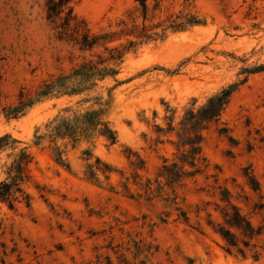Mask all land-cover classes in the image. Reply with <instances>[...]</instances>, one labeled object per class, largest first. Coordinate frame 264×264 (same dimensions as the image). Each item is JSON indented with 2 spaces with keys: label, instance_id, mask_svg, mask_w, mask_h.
Wrapping results in <instances>:
<instances>
[{
  "label": "rangeland",
  "instance_id": "374dc122",
  "mask_svg": "<svg viewBox=\"0 0 264 264\" xmlns=\"http://www.w3.org/2000/svg\"><path fill=\"white\" fill-rule=\"evenodd\" d=\"M146 4L145 17L139 0H72L92 34H109L106 46L124 49L118 74L82 95L43 100L13 119L4 109L16 105L22 91L34 96L45 81L108 54L103 46L85 52L60 40L46 19V0H0V136L22 141L34 157L24 184L30 206L10 209L0 202V264H264V0ZM187 13L205 25L168 28ZM144 28L150 39L139 36ZM244 79L221 122L205 133L203 173L166 188L176 204L158 191L147 198L133 181L135 172L155 181L163 161L175 159L176 134L158 135L155 127H166V106L177 109L176 123L193 99L200 106ZM90 109L106 111L115 144L102 136L75 146L58 140L70 170L56 163L48 139L34 145L54 119ZM8 153L0 155V182L12 162ZM137 156L144 169L131 164ZM96 158L114 168L108 179L101 172L98 182L87 178L86 165ZM224 190L261 228L251 239L234 231L245 256L235 248L228 253L213 228L223 221Z\"/></svg>",
  "mask_w": 264,
  "mask_h": 264
},
{
  "label": "trees",
  "instance_id": "16d2710c",
  "mask_svg": "<svg viewBox=\"0 0 264 264\" xmlns=\"http://www.w3.org/2000/svg\"><path fill=\"white\" fill-rule=\"evenodd\" d=\"M71 1L46 0V19L53 25L58 38L73 43L81 51L85 52H92L97 47L103 46L108 56H104V54L95 55L97 60H87L73 70L72 73L45 81L35 92L34 96H26L22 91L19 94L18 103L4 109L6 118H21L34 105L46 99L78 96L90 92L97 86L98 82L118 74L117 67L123 62L124 49L107 47L106 43L110 41L111 37L109 34H92L88 29L87 23L74 13ZM139 1L146 17V0ZM200 25H205V22L197 16L187 13L177 16L168 28L174 32H182L188 28ZM139 36L147 39L152 37L147 34L145 28ZM246 71L248 73H257L261 70L251 69ZM244 81L245 79L240 83L221 89L208 97L200 106H197V100L193 99L184 108L183 115L176 123L177 109L166 106V114L164 116L166 127L164 128L160 125L155 127L158 135L176 134L178 139L174 143L176 147L175 159L170 163L168 159L163 161L158 173V179L155 181L150 178L143 181L135 172L133 181L143 189L147 198L158 191L166 195L165 199L171 205L176 204L175 197L172 198L166 188L173 189L184 180L193 179L203 173L204 168L207 166V161L203 154L205 133L211 125L221 122L224 109L229 104L233 93ZM105 112L103 109H90L81 114H75L72 118L58 117L46 125V134L36 136L34 145L39 146L42 141L48 139L55 144L53 156L56 163L70 170V165L63 158L64 151L56 145L57 141L69 140L75 146L81 141L92 142L97 136H102L112 145L115 144L117 142V133L106 120ZM219 132L227 133V129L220 128ZM23 144L22 141L12 137L10 134L0 136V155L9 152L7 156L12 159L6 170V178L0 182V202L6 204L10 209H15L17 203L24 202L26 206H30L31 203V196L25 191L24 184L29 178L27 168L33 162L34 157L29 147L22 146ZM85 154L86 160L91 159L92 154L89 151H85ZM130 162L136 169H144L145 163L141 158L138 157V161L130 159ZM86 168L85 174L87 178L95 182H98V172L104 174L106 179H108L110 173L114 171L111 165L101 161L99 158H96L95 164L88 163ZM159 178L163 179L164 183ZM252 179L253 189L258 190V182L254 178ZM123 186L126 191L129 190L128 184L124 183ZM224 191L222 200L226 202V207L221 210L223 221L218 224L219 228H213L225 240L228 246L226 248L228 253L231 248H235L245 256L244 250L239 246V237L234 231H238L243 236L251 239L260 233L261 228H255L241 214L239 208L232 204L230 192L228 190ZM181 216L185 222L188 221L185 212H182ZM242 243L245 248L250 246L248 242L243 241Z\"/></svg>",
  "mask_w": 264,
  "mask_h": 264
}]
</instances>
